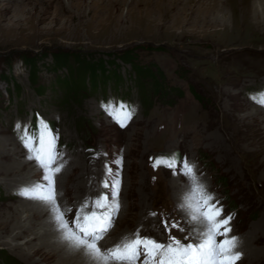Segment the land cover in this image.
Here are the masks:
<instances>
[{
	"label": "rangeland",
	"instance_id": "1",
	"mask_svg": "<svg viewBox=\"0 0 264 264\" xmlns=\"http://www.w3.org/2000/svg\"><path fill=\"white\" fill-rule=\"evenodd\" d=\"M126 51L149 73L141 82L118 59ZM62 54L67 60L55 64ZM98 62L102 69L88 79L84 64ZM262 91L264 0H0V142L10 140L29 160L17 124L31 131L47 122L63 162L75 168L60 189L65 203L75 202L73 182L99 159L106 176L105 165L115 171L121 157L122 170L130 164V178L121 180L134 185L128 197L120 194L129 215L123 223L116 216L112 241L137 230L164 243L170 234L196 241L172 187L186 190L187 180L153 168L156 158L176 155L196 166L232 217L237 264H264V106L251 99ZM112 102L134 109L126 127L104 110ZM26 171L8 181L0 175V264H42L4 244L30 218L23 204L31 200L14 191V181L29 180ZM103 189L93 197L108 195ZM68 208L71 221L78 208ZM163 221L179 228L169 233Z\"/></svg>",
	"mask_w": 264,
	"mask_h": 264
},
{
	"label": "snow or ice",
	"instance_id": "2",
	"mask_svg": "<svg viewBox=\"0 0 264 264\" xmlns=\"http://www.w3.org/2000/svg\"><path fill=\"white\" fill-rule=\"evenodd\" d=\"M251 99L257 105L264 106V91ZM102 106L121 128L126 127L134 115V109L125 104L112 102ZM17 129L21 132V143L28 153L26 158L34 161L42 172L39 181L22 187L18 194L46 206L61 241L69 251L87 257L88 264H237L240 260L242 254L236 251L238 238L229 236L232 217H224L222 206L215 200L214 194L207 191L197 175L196 166L187 158L176 155L159 157L155 159L153 168L172 169L174 174L182 175L187 180L179 207L186 214V222L196 226L198 239L185 243L170 234L164 243L150 236H141L137 230L115 246L102 249L99 242L113 228L121 207L122 157L115 171L105 165L110 179L104 181L103 187L109 189V194L95 199L90 211H86L89 205L85 201L70 221L67 213L71 212V208H62L58 202L57 177L65 168L64 162L58 163L62 159L56 146L58 134L42 119L31 131L20 124H17ZM151 215L155 216L156 213ZM163 223L169 233L171 228H179L176 223L171 226L168 221ZM220 237L223 238L218 239Z\"/></svg>",
	"mask_w": 264,
	"mask_h": 264
},
{
	"label": "bare ground",
	"instance_id": "3",
	"mask_svg": "<svg viewBox=\"0 0 264 264\" xmlns=\"http://www.w3.org/2000/svg\"><path fill=\"white\" fill-rule=\"evenodd\" d=\"M125 151H126V155H129L131 149H126ZM18 152L19 150L16 148L15 144L11 143L10 140H4L0 142V175L3 174L2 180L8 181L9 175H16L18 174L16 173V171L20 173L24 169H27L25 175L29 178V180L21 179L18 181H14L17 182L16 186L14 187V191L16 192H19V190L22 187L32 184L31 183L32 180L38 178L42 174L41 169L37 167L34 161L28 162L29 160H23L21 158L22 155H20V153ZM8 159L9 162L2 161ZM63 161L64 160L62 159L58 161V163ZM67 165H65L64 170L57 177L58 193H60V189L63 186H65L63 185V183H66L69 180L70 174L68 175L67 171L73 172L75 169L74 167L72 166L68 167ZM130 166L131 165L129 164L126 168H124V170H121L122 171L120 173L121 177H123V175L128 177L130 176ZM109 167L115 169L116 165L115 164L110 165ZM104 172L105 171L103 170V167H101V160L99 159L97 169L95 170L93 169V171L90 174H87L85 176L78 175L71 187L74 193L73 195L75 202L67 201L68 203H65L64 199H62L59 194L58 202L61 204L62 208L76 207V209L77 208L79 209L80 206L85 201L88 202L89 206H92V203L90 202L92 200L95 201V199L98 198V197H93V192L98 189H101V192H104L103 183L109 177V175L106 176V173ZM132 185H134V183H132L130 180L128 182L127 181L122 182L120 194L122 192L123 196L127 195L128 197L132 189L131 188ZM150 186L153 187L154 184L151 182ZM172 187L174 190L173 191L174 196H179L178 205H180L182 201V197L185 193V189L179 188L178 184H175L174 182H172ZM145 192H146L145 195L146 197L143 200V205H145L144 201L148 197L147 191ZM20 198L25 199L22 196H20ZM119 199H120L121 208L123 207L122 212L118 213L121 216V219L119 221L120 223H123L122 221H124L125 217L129 215L128 214L129 212L124 202L125 197L123 198L120 197ZM23 205L24 208L26 209V212L30 214V218L26 222L16 223L15 227L12 230L14 235L11 237V239L6 240L4 242L6 246L11 247L13 250L21 251L22 253L21 255L25 258L36 257L37 260H39V262L42 264H88L87 257L83 256L80 253L69 251L65 243L61 241L60 233L57 231V226L53 222L52 215L46 206L33 201L31 202L27 201ZM89 209L91 210L90 207ZM188 224L190 225V229H188L190 234L194 235L195 239H198L195 231L196 226L193 223H188ZM3 230H4L3 232H5L7 229L3 228ZM112 233H113V229H111L109 234L106 235L105 238L99 242V245L101 247H103L104 244H107V247L105 248H109L111 246H115L116 241L120 242L122 240L123 238V235H121L122 233L114 239L115 242L110 240L112 238L110 237ZM17 239H21L20 243L18 244L15 243Z\"/></svg>",
	"mask_w": 264,
	"mask_h": 264
},
{
	"label": "trees",
	"instance_id": "4",
	"mask_svg": "<svg viewBox=\"0 0 264 264\" xmlns=\"http://www.w3.org/2000/svg\"><path fill=\"white\" fill-rule=\"evenodd\" d=\"M75 56H77V55H75ZM78 57V56H77ZM76 59V58H75ZM118 59L120 60V61H122V62H124V63H126V64H128V65H130L131 67H133L137 72H136V78H138V80H139V82H141V80L142 79H144V77L145 76H147V74H149V73H147L145 70L146 69H144V70H140V68H135V66L134 65H132L131 64V61H132V54H131V52L130 51H126V52H124V53H122V55L121 56H119L118 57ZM65 60H67V58H66V55H64V54H62V55H55L54 56V58H53V61H54V63L55 64H62V63H64L65 62ZM84 64V63H83ZM31 66H33V64L32 63H28V67L29 68H31ZM95 66H101L100 68H97V69H95L96 67ZM95 66H92V64H88V63H85L84 64V67H83V69H82V71H86V74H87V77H88V79L90 78H92V79H95V77H96V74H98L99 73V70L100 69H102V65H101V63H97ZM91 79V80H92ZM72 90V91H71ZM74 88H72V86L70 85V86H68V88H67V92H74ZM144 96H145V94H144ZM147 96H145V98H146Z\"/></svg>",
	"mask_w": 264,
	"mask_h": 264
}]
</instances>
